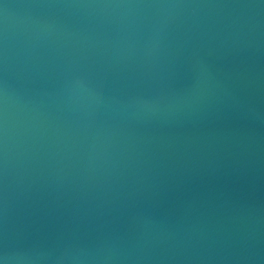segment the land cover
I'll return each mask as SVG.
<instances>
[{"label":"water","instance_id":"95a60500","mask_svg":"<svg viewBox=\"0 0 264 264\" xmlns=\"http://www.w3.org/2000/svg\"><path fill=\"white\" fill-rule=\"evenodd\" d=\"M5 248L264 264V0H0Z\"/></svg>","mask_w":264,"mask_h":264},{"label":"clouds","instance_id":"9594fccd","mask_svg":"<svg viewBox=\"0 0 264 264\" xmlns=\"http://www.w3.org/2000/svg\"><path fill=\"white\" fill-rule=\"evenodd\" d=\"M0 264H32V258L27 253L0 250Z\"/></svg>","mask_w":264,"mask_h":264}]
</instances>
